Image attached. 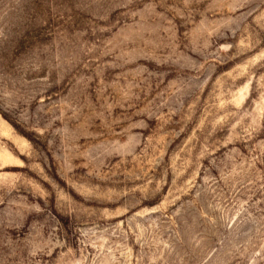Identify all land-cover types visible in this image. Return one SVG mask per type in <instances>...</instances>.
<instances>
[{"label":"rangeland","instance_id":"374dc122","mask_svg":"<svg viewBox=\"0 0 264 264\" xmlns=\"http://www.w3.org/2000/svg\"><path fill=\"white\" fill-rule=\"evenodd\" d=\"M261 210L264 0H0V264H264Z\"/></svg>","mask_w":264,"mask_h":264},{"label":"clouds","instance_id":"9594fccd","mask_svg":"<svg viewBox=\"0 0 264 264\" xmlns=\"http://www.w3.org/2000/svg\"><path fill=\"white\" fill-rule=\"evenodd\" d=\"M197 195H199V193H197ZM259 210V209H258ZM261 211H264V210H261ZM235 223V220H232V221H225V227H227V228H229V229H231V227H232V224H234ZM221 243H223L222 241H221ZM215 253H213L212 255H214ZM212 255H209L208 256V260H211L212 259ZM205 264H207V261H205ZM214 264H215V262H214Z\"/></svg>","mask_w":264,"mask_h":264}]
</instances>
